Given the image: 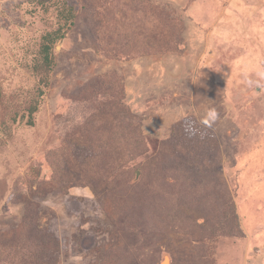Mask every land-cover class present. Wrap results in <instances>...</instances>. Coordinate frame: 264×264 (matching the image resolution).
Listing matches in <instances>:
<instances>
[{
  "label": "rangeland",
  "instance_id": "obj_1",
  "mask_svg": "<svg viewBox=\"0 0 264 264\" xmlns=\"http://www.w3.org/2000/svg\"><path fill=\"white\" fill-rule=\"evenodd\" d=\"M165 257L264 264V0H0V264Z\"/></svg>",
  "mask_w": 264,
  "mask_h": 264
},
{
  "label": "trees",
  "instance_id": "obj_2",
  "mask_svg": "<svg viewBox=\"0 0 264 264\" xmlns=\"http://www.w3.org/2000/svg\"><path fill=\"white\" fill-rule=\"evenodd\" d=\"M57 16H58L57 27L54 28L53 30L43 34V36L41 37V43L39 46V57L42 59V61H40V65H41V67H44L45 71H47L48 73L51 71L52 67L55 65L54 45L57 42H60L65 37V34H66L65 32L69 28H71V26L73 25V21L75 19V12L73 10V7L62 8L58 12ZM177 23L181 24V22L179 23V21H177ZM180 27H182V25H180ZM178 33H181V31H178ZM128 42H129V40L125 41L123 46H127L129 44ZM37 66H39V65H37ZM41 81L44 83L45 86H47L48 85L47 75H44L42 77ZM36 110H37L36 106H33V107L31 106L29 108L30 114H32ZM125 112H127V111L125 110ZM126 118H128V112L126 113V116L123 117V120L125 122H126ZM26 123L29 125H33V118L30 117ZM128 127H130L129 123L123 124L124 130H128L127 129ZM137 131H138V129L133 130V133H135V139L140 141L143 139V135ZM117 163L118 164L125 163V160H123L121 157H119L117 159ZM128 173H129V171L126 172L125 174H128Z\"/></svg>",
  "mask_w": 264,
  "mask_h": 264
},
{
  "label": "clouds",
  "instance_id": "obj_3",
  "mask_svg": "<svg viewBox=\"0 0 264 264\" xmlns=\"http://www.w3.org/2000/svg\"><path fill=\"white\" fill-rule=\"evenodd\" d=\"M217 118V113L215 112L214 109H210L207 113V116L202 120V123L206 126V127H211L212 123L215 121V119ZM186 131H190V129L186 128Z\"/></svg>",
  "mask_w": 264,
  "mask_h": 264
},
{
  "label": "bare ground",
  "instance_id": "obj_4",
  "mask_svg": "<svg viewBox=\"0 0 264 264\" xmlns=\"http://www.w3.org/2000/svg\"><path fill=\"white\" fill-rule=\"evenodd\" d=\"M161 264H168V258L165 257L164 261Z\"/></svg>",
  "mask_w": 264,
  "mask_h": 264
}]
</instances>
